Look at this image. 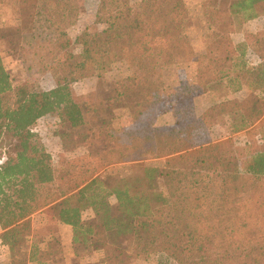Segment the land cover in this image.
<instances>
[{
	"label": "trees",
	"instance_id": "obj_1",
	"mask_svg": "<svg viewBox=\"0 0 264 264\" xmlns=\"http://www.w3.org/2000/svg\"><path fill=\"white\" fill-rule=\"evenodd\" d=\"M15 1L30 25L3 27L0 37L32 53L42 72L51 69L57 86H15L0 53V144L5 134L15 141L14 154L0 164V225L12 264H65L64 251L51 247L60 241L59 223L73 227L76 256L102 251L101 264L139 258H157V264H264V145L248 151L242 167L232 141H211L222 117L229 116L233 133L249 131L264 116V96L215 103L203 113L196 107L210 81L229 75L231 34L264 12V0L210 5L211 33L202 54L190 41L186 0H99L96 16L105 27L86 29L76 39L69 29L78 20L80 0ZM73 44L80 53L68 50ZM188 61L197 65L196 80L170 89L164 69ZM117 63L130 74L113 89L89 102L74 98L72 83L101 77ZM246 67L244 78L251 69ZM121 106L129 109L131 126L115 125ZM168 111L174 123L156 126ZM55 112L71 124L80 145L105 148L56 166L34 130ZM249 132L256 145L264 142L256 130ZM164 156V167L139 163L127 176L104 174L118 162ZM57 181L71 194L54 204L41 200L42 188ZM43 207L48 232L39 242L46 245L28 246V218ZM87 210L93 216L86 218Z\"/></svg>",
	"mask_w": 264,
	"mask_h": 264
},
{
	"label": "rangeland",
	"instance_id": "obj_2",
	"mask_svg": "<svg viewBox=\"0 0 264 264\" xmlns=\"http://www.w3.org/2000/svg\"><path fill=\"white\" fill-rule=\"evenodd\" d=\"M137 1V0H131ZM218 0H186L189 17L192 26L190 27V41L198 54H202L206 51V45L209 41V35L211 30L208 28L207 11L210 5H213ZM19 4L15 0L0 1V29L3 27L14 26L20 24L25 26L27 22V14L19 9ZM81 11L78 20L75 25L69 29V34L73 39H76L82 32L88 29L91 32H96L105 27L104 24L99 23L97 20V10L99 6V0H80ZM26 23V24H25ZM28 25H30L28 23ZM18 44H12L0 37V53L3 57L4 64L9 70L13 84L15 86L21 84H27L31 88L41 90H51L57 86V81L54 73L51 69L42 72L40 62L34 58L32 53L24 54ZM73 53H80L81 47L77 44H73L68 49ZM197 65L190 61L171 65L164 69V79L167 86L170 89H174L180 85L181 81L192 82L196 80ZM130 74V69L126 64L117 63L111 70L104 73L101 77L95 75L88 78H83L72 83L71 88L74 93V98L77 101H93L99 98L104 92H108L116 86V82L123 77ZM219 93H217L218 97ZM220 97L223 98V95ZM203 108H207L208 100L207 95L203 97ZM115 125L123 128L131 126L133 124L129 109L121 106L116 109L115 112ZM174 114L172 111H168L160 115L156 121V126H164L174 123ZM35 132L40 138V142L43 143L47 151L52 155L53 163L62 168L71 158L78 156L90 155L91 153L99 154V151L105 147L95 144L93 149L87 148L86 145L79 144V136L75 130L71 127L69 122L63 120V118L57 113H51L42 117L36 126ZM257 131L264 139V116L261 121H258L249 131ZM248 130L240 132L231 131V122L226 117L219 119V122L214 125L212 129V142L227 143L232 141L234 145L235 154L241 156V166L244 167L243 162L246 153L253 151L255 147H263L264 142L256 145L254 138ZM69 140V142H68ZM73 140V141H71ZM14 139L9 135L3 136V141L0 144V164L4 161L7 153L14 154ZM169 157H149L140 161H124L112 164L106 168L104 174H116L119 176H127L134 172L136 166L139 163L152 165L157 167H164ZM40 192L42 194L41 200L46 199L50 204L62 200L65 196H69L71 191L65 192V185L61 181L56 183L45 185ZM47 207L40 208L33 212L29 220V228L26 230V236L28 239V246L32 242H39V238L48 232V228L45 229L43 225V214ZM84 216L89 218L93 216L92 210L84 212ZM57 234L60 236V241L53 242L52 248L57 250H63L65 255V264H85L88 260H98L99 264L102 260L104 253L99 251L97 254H93V257H72L73 249L68 248L67 245H63L65 238H67V230L63 225L58 226ZM62 241V243H61ZM129 242H124V246H129ZM2 247L0 246V250ZM3 253V252H0ZM9 255V253H8ZM10 256H8L9 258ZM92 262V261H91ZM129 264H157V258L151 259H133ZM175 264V263H173Z\"/></svg>",
	"mask_w": 264,
	"mask_h": 264
},
{
	"label": "crops",
	"instance_id": "obj_3",
	"mask_svg": "<svg viewBox=\"0 0 264 264\" xmlns=\"http://www.w3.org/2000/svg\"><path fill=\"white\" fill-rule=\"evenodd\" d=\"M208 28L211 30L209 24ZM231 39L233 43L232 55H234V64L231 71L229 75L225 73L223 77L210 81L207 91L196 98V107L199 113H203L215 103L223 101H243L253 95H256V97L264 96V70L262 69L264 66V12H259L252 18L244 21L231 34ZM238 64H242L243 66ZM245 65H247L246 68L248 69L251 67L246 78H244L246 73ZM217 93H219L218 97ZM204 95H207V108H203L202 97ZM221 95H223V98L220 97ZM228 117L226 116L227 119ZM246 130L248 129L241 130V132ZM61 225L67 230V238H65V242L63 241V245L66 244L68 248L73 249V227L65 223H59V226ZM3 231L0 225L1 240ZM40 244L44 247L46 242H41ZM0 246L2 247L0 252H3L0 253V264H12L10 247L5 244H0ZM97 253L95 252L94 254ZM71 255L72 257H78L74 251ZM8 256L10 257L8 258ZM91 261L99 262L93 259Z\"/></svg>",
	"mask_w": 264,
	"mask_h": 264
},
{
	"label": "built area",
	"instance_id": "obj_4",
	"mask_svg": "<svg viewBox=\"0 0 264 264\" xmlns=\"http://www.w3.org/2000/svg\"><path fill=\"white\" fill-rule=\"evenodd\" d=\"M0 244H1V245H4V244H3V241H2L1 239H0Z\"/></svg>",
	"mask_w": 264,
	"mask_h": 264
}]
</instances>
